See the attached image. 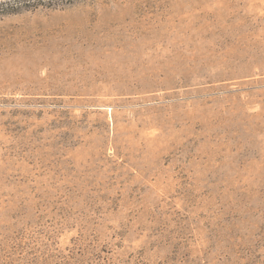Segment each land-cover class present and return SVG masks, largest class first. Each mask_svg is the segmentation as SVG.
Wrapping results in <instances>:
<instances>
[{
	"label": "rangeland",
	"instance_id": "374dc122",
	"mask_svg": "<svg viewBox=\"0 0 264 264\" xmlns=\"http://www.w3.org/2000/svg\"><path fill=\"white\" fill-rule=\"evenodd\" d=\"M0 264H264V0L0 16Z\"/></svg>",
	"mask_w": 264,
	"mask_h": 264
},
{
	"label": "trees",
	"instance_id": "16d2710c",
	"mask_svg": "<svg viewBox=\"0 0 264 264\" xmlns=\"http://www.w3.org/2000/svg\"><path fill=\"white\" fill-rule=\"evenodd\" d=\"M80 0H3L0 1V16L18 15L41 7L63 9L75 6Z\"/></svg>",
	"mask_w": 264,
	"mask_h": 264
}]
</instances>
